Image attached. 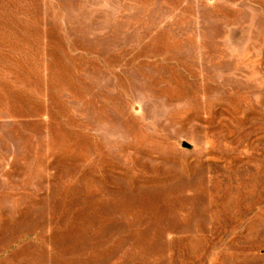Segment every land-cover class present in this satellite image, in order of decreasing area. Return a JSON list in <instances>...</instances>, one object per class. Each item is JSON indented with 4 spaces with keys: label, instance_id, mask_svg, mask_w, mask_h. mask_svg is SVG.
I'll return each mask as SVG.
<instances>
[{
    "label": "rangeland",
    "instance_id": "374dc122",
    "mask_svg": "<svg viewBox=\"0 0 264 264\" xmlns=\"http://www.w3.org/2000/svg\"><path fill=\"white\" fill-rule=\"evenodd\" d=\"M0 264H264V0H0Z\"/></svg>",
    "mask_w": 264,
    "mask_h": 264
}]
</instances>
